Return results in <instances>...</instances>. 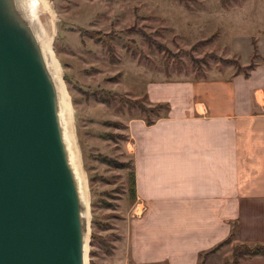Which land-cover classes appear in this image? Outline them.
Wrapping results in <instances>:
<instances>
[{
  "label": "rangeland",
  "instance_id": "1",
  "mask_svg": "<svg viewBox=\"0 0 264 264\" xmlns=\"http://www.w3.org/2000/svg\"><path fill=\"white\" fill-rule=\"evenodd\" d=\"M16 2L25 13L24 1ZM46 2L47 13L41 10V16L31 20L61 89L63 130L86 200L88 264H134L127 234L130 220L141 210L136 209L132 192L129 125L139 119H158L140 108L154 107L148 100V85L238 72L240 63L233 50L238 48L243 55L250 48L249 37L255 33L256 21L260 26L258 8L264 0H230L227 6L221 0ZM82 30L114 33L109 41L113 59L108 43L82 35ZM120 98L141 104L132 107ZM119 135L122 138L112 137ZM101 156L123 166L105 163ZM234 248L223 246L204 264H232Z\"/></svg>",
  "mask_w": 264,
  "mask_h": 264
},
{
  "label": "crops",
  "instance_id": "2",
  "mask_svg": "<svg viewBox=\"0 0 264 264\" xmlns=\"http://www.w3.org/2000/svg\"><path fill=\"white\" fill-rule=\"evenodd\" d=\"M263 6L250 48L233 50L243 71L148 85L149 103L169 111L129 125L141 210L127 234L134 264H204L231 234L233 246L264 245Z\"/></svg>",
  "mask_w": 264,
  "mask_h": 264
},
{
  "label": "water",
  "instance_id": "3",
  "mask_svg": "<svg viewBox=\"0 0 264 264\" xmlns=\"http://www.w3.org/2000/svg\"><path fill=\"white\" fill-rule=\"evenodd\" d=\"M32 33L0 0V264H86L79 182Z\"/></svg>",
  "mask_w": 264,
  "mask_h": 264
},
{
  "label": "trees",
  "instance_id": "4",
  "mask_svg": "<svg viewBox=\"0 0 264 264\" xmlns=\"http://www.w3.org/2000/svg\"><path fill=\"white\" fill-rule=\"evenodd\" d=\"M229 1L230 0H221L222 5H224V6H227ZM83 34H87V35H89V36H91V37H93V38H95L97 40L105 41L108 44H109V41H111L112 39L115 38V34L114 33L105 34V33L101 32V31H85V30H82V35ZM254 46H255V57H256L257 50H256V44L255 43H254ZM109 48H110L111 57L113 59V57H114V49H113L111 44H109ZM253 67H254V63L251 64L247 68V70L252 69ZM238 69H239L238 72L243 71V68L241 66H239ZM105 101L107 103H111L112 102V100H105ZM120 101H124L125 103H128V105L132 106V107L134 105H137V104L140 105L141 104L139 100L138 101H130V100H126L125 98H120ZM140 108H141L142 112L147 114V115L149 113L157 114L158 118L162 117L161 114H158V112H160L161 110H164L165 113L169 111V107L166 104L155 105L153 108H150V109H147V108H145L143 106L141 107V105H140ZM154 122H155V120H152V119H147V121H146L147 125H152ZM106 123L108 125L115 126V127H120V128L124 127L122 124H120L118 122H106ZM112 137L118 138V137H121V136L119 135V136H112ZM126 138L123 137V139H126ZM102 159H103V162L108 163L110 165L115 164L117 167H122L123 166V164L117 163V162H115L112 159H109L107 157H102ZM133 168H134V166H133ZM132 192H133V195H134V197L136 199V180H135V173L134 172H133V175H132ZM233 237L234 236L231 234L230 238L227 241L223 242L222 244H220L219 246H217L213 250L202 254L201 257L205 258L206 256H209L211 254L216 253L220 248H222L223 246L231 243ZM259 256H263L264 257V245L257 244L255 246H249L247 243H243V244L235 246L234 251H233L232 264H239L244 259H249V258H254V257H259Z\"/></svg>",
  "mask_w": 264,
  "mask_h": 264
},
{
  "label": "bare ground",
  "instance_id": "5",
  "mask_svg": "<svg viewBox=\"0 0 264 264\" xmlns=\"http://www.w3.org/2000/svg\"><path fill=\"white\" fill-rule=\"evenodd\" d=\"M15 1H17V0H15ZM23 1H24L25 6H26L25 7L26 11H25V13H23L24 10L20 9L21 14L24 16L25 19H27V20L29 19V25L31 26V28L33 30V33H34V35H33V33H32V35H33L34 38H36V43H35L36 44L35 45L36 47H35V49L37 51H39L38 53H39V55L41 56V58L43 60V64L45 65V68L50 71V68H49V66L47 64V60H46V57H47L46 56L47 49H46V47L44 45V41H43L42 37L35 30L34 22H32V20H35L36 16H38V17L41 16V14H42L41 10L44 11V12H46L45 9L47 8V2H46V0H23ZM28 13H29V15H27ZM25 14L29 18L26 17ZM51 76H52V74H51ZM51 78H52V81H51L52 87H53V89L56 90L55 97H56L57 104H58V108H59L60 90L61 89H60L59 84L54 80L53 76ZM59 112H60V108H59ZM60 118H61V114H60ZM61 124H62V120H61ZM62 126H63V124H62ZM63 142L65 143V146H66L65 149L67 151V154L70 157L69 149H68V146H67V143H66V138H65L64 130H63ZM70 162H71V158H70ZM71 165H72V163H71ZM72 168H73V166H72ZM80 200H81V204H83V206L85 207V201L86 200H84V196L81 193V191H80ZM84 210H83V213H84V216H85V211ZM86 213H87V211H86ZM86 264H88V261L87 260H86Z\"/></svg>",
  "mask_w": 264,
  "mask_h": 264
}]
</instances>
